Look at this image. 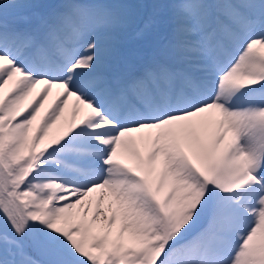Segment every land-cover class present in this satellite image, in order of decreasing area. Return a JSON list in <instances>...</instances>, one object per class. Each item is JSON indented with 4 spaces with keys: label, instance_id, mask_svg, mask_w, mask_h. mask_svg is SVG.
<instances>
[{
    "label": "snow or ice",
    "instance_id": "1",
    "mask_svg": "<svg viewBox=\"0 0 264 264\" xmlns=\"http://www.w3.org/2000/svg\"><path fill=\"white\" fill-rule=\"evenodd\" d=\"M0 264H264V0H0Z\"/></svg>",
    "mask_w": 264,
    "mask_h": 264
},
{
    "label": "rangeland",
    "instance_id": "2",
    "mask_svg": "<svg viewBox=\"0 0 264 264\" xmlns=\"http://www.w3.org/2000/svg\"><path fill=\"white\" fill-rule=\"evenodd\" d=\"M54 92H55V90H54ZM54 94V93H53Z\"/></svg>",
    "mask_w": 264,
    "mask_h": 264
}]
</instances>
